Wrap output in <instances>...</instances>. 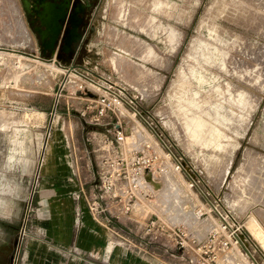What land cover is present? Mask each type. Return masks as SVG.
I'll use <instances>...</instances> for the list:
<instances>
[{"label": "rangeland", "instance_id": "obj_1", "mask_svg": "<svg viewBox=\"0 0 264 264\" xmlns=\"http://www.w3.org/2000/svg\"><path fill=\"white\" fill-rule=\"evenodd\" d=\"M248 3L247 0H102L99 12L106 16L101 35L105 64L99 71H105L106 76L118 83L119 79L144 91L150 114L154 118L155 114H166L175 124L179 141L166 130L174 144V153L182 152L195 170L201 171V181L197 184L219 211L230 210L229 214L239 221L253 210L264 222V4L260 8ZM249 8L251 16L258 15L261 19L240 25L237 20ZM153 24L168 26V52L161 53L162 64L151 60V56L159 54L153 47L149 57L141 54L144 39L134 37L139 32L143 38L145 34L152 37ZM117 49L131 55L113 52ZM112 57L116 70L110 63ZM143 63L152 64L150 74L141 69L139 64ZM97 75L101 76L100 72ZM65 76L69 79L52 116L59 84ZM79 82V77L67 70H57L39 60L0 54V209L3 211L0 264L12 263L29 201L16 264L25 241L36 230L33 219L40 205V181L42 185L46 183L44 178L41 180L44 168L56 160L67 165L69 174L80 178L86 195L94 194L91 162L98 180L101 169L98 147L106 131L103 127L86 128V122L77 114L88 103L86 97L73 93ZM118 109L128 136L124 147L143 150L151 144L152 137L146 127L127 116L121 106ZM171 179L187 193L184 200H176L172 194ZM221 181L223 186H219ZM154 198V202L142 198L135 202L132 220L118 222L122 225L119 231L122 237H113L115 241L126 237L139 246L138 237L143 235L150 216L155 221L152 233H158L162 224H179L189 239L201 241L213 229L209 224L210 218L216 222L213 210L180 172L170 170ZM75 202L76 207L84 205L79 196ZM44 204L41 203L48 209ZM74 219L80 227V210ZM252 219L249 216L243 222L248 232ZM257 227L261 229L259 224ZM37 233L45 236L44 231ZM148 235L140 245L141 250L174 264L169 255L175 250L173 241L164 237L154 241ZM251 237L264 253V247ZM242 258L237 260L238 264H249Z\"/></svg>", "mask_w": 264, "mask_h": 264}, {"label": "built area", "instance_id": "obj_2", "mask_svg": "<svg viewBox=\"0 0 264 264\" xmlns=\"http://www.w3.org/2000/svg\"><path fill=\"white\" fill-rule=\"evenodd\" d=\"M80 73L81 75L78 77L81 82L73 93L77 94L78 92L86 97L88 103L78 110L79 117L87 124L98 127L106 126L104 118L107 114L111 115L113 121L112 125L107 127L103 134L104 138L99 143L101 169L97 184L93 185L94 194L88 196L86 200L87 209L92 217L102 216L103 220L108 222L115 220L120 222V219L125 222L130 221L135 202L141 198L149 201L153 199L159 191L162 179L170 170L179 172V166L172 161L171 153L166 152L158 144L154 135L137 118L136 112L130 111L121 102L122 98L139 111L135 103L127 97V88L124 85L119 84L110 76H93L82 71ZM67 79L69 77L65 76L59 84L57 100ZM119 106L127 112V116L142 123L152 137V143L145 145L143 150L124 147L127 136H125L124 121L119 117ZM148 122L150 123V121ZM162 133L160 131V135H163ZM177 157L179 159V156ZM195 182L197 183L199 180L195 179ZM188 185L194 187L193 183H188ZM210 209L212 210L211 207ZM219 212L226 220L230 218L229 212L225 209ZM148 218L149 222L143 235L138 237L139 246L133 243L132 239L126 238L127 243L132 247L135 245L140 249V245L145 241V236L153 234L151 237L148 235V239L154 241L158 237L171 239L174 249L177 251L174 258L184 264H238L237 260L243 256L236 247L232 234L227 232L226 226L221 223H217V226L200 241L195 238L189 239L185 229L179 224L170 226L162 224L158 233H152L155 221ZM248 263L252 264L250 261Z\"/></svg>", "mask_w": 264, "mask_h": 264}, {"label": "water", "instance_id": "obj_3", "mask_svg": "<svg viewBox=\"0 0 264 264\" xmlns=\"http://www.w3.org/2000/svg\"><path fill=\"white\" fill-rule=\"evenodd\" d=\"M56 0L45 2L44 0H0V50L14 51L16 53L38 58L42 61L53 62L55 65L66 69L68 72L81 75L80 71L86 72L89 75L98 76L99 70L104 67L102 55L101 35L104 30L106 16L102 15L100 22H96L91 29L89 41L85 47V56L75 52L73 45L80 38L81 33L79 25L82 22L80 16L83 7L81 0H63L62 3L55 4ZM41 9H39V8ZM33 20H38L40 27L33 26ZM98 37V38H96ZM113 57L110 63L113 69L116 67L113 62ZM127 97L132 100L139 108L140 112L129 105L124 99H120L130 111H135L136 116L147 129L154 135L155 140L160 144L166 152L171 153V159L174 164L179 166V172L184 175L188 183H193L200 195L206 200L207 204L212 208L215 220L226 226L227 232L232 234L236 242V247L241 251L243 256L252 264H264V253L252 239L249 232L244 228L243 222L252 216L264 231V222L250 210L239 221L231 215L229 219H225L219 212L218 208L208 199L205 193L201 190L195 179L201 181V171H196L193 164L190 163L182 152L173 151V143L168 136L171 132L172 137L180 140V134L176 130L175 124L168 118L166 114H155L156 118L150 114V123L142 115L145 107L148 108V97L134 87H128L126 91ZM57 103V98L54 101L52 116ZM142 111V112H141ZM52 124V117L47 128V136ZM87 126L86 123L84 124ZM102 128V127H101ZM106 127H103L105 129ZM169 133H167V131ZM160 131L163 135H160ZM46 140L44 141L41 156L38 162V170L36 172L35 181H37L39 169L42 161V155ZM179 156V159L178 157ZM92 163V171L94 180L92 185L97 184V171ZM35 184V183H34ZM33 185L31 195L34 191ZM30 201L28 203L27 212L29 211ZM26 212V217H27ZM21 228V236L16 241V252L12 258L11 264H16L19 247L21 244L22 232L24 231L25 220Z\"/></svg>", "mask_w": 264, "mask_h": 264}, {"label": "crops", "instance_id": "obj_4", "mask_svg": "<svg viewBox=\"0 0 264 264\" xmlns=\"http://www.w3.org/2000/svg\"><path fill=\"white\" fill-rule=\"evenodd\" d=\"M163 20L161 19V21ZM160 26L155 24L151 26L152 37L145 34L146 36L144 35L145 38H143L142 32L137 33L134 37L139 38L141 41L144 39L141 54L149 57L153 47L159 54L151 56V60H157L158 63L162 64V58H164L162 54L168 52L167 38L169 34L168 26ZM162 43L165 45L163 46ZM157 45L161 48H158ZM146 50L148 53H146ZM113 52H118L127 57L131 55V53L121 49ZM158 59H161V61H158ZM139 65L146 74H150L153 70L152 64L143 63ZM105 73V71H100V75H105ZM118 81L127 88L130 86L125 81L119 79ZM77 102L80 103L79 101ZM62 113L65 114V112ZM74 113L76 112L74 111ZM104 120L106 126L103 127H110L113 123L110 114H107ZM105 129L104 131H106ZM226 172H229L227 167ZM226 172L224 176L227 174ZM53 174L55 176H50ZM41 175V180L44 178L46 183L42 185V181H40V205L36 208V216L33 219V225L36 230L35 232L32 231L34 234L25 241L19 264H158L159 261L161 264H169L166 260L162 261V258L157 257V255H152L146 250H141V248L138 249L133 244L134 247H132L127 243L126 237L122 238L123 241H115L113 237H122L119 234L122 225H119L116 221H105L102 216L94 218L90 215L86 200L88 196H91V193L86 195V190L82 186L80 178L69 174L67 165H63L56 160L44 168ZM209 181L211 180L209 179ZM223 184L221 181L219 186H223ZM74 195H77L76 198ZM78 196L84 205L76 207L75 201ZM154 199L149 202H154ZM43 202H46V204ZM41 203L42 205H47L48 209H45ZM227 209L229 210V208ZM79 210L82 212L80 227L77 225V220L74 219L77 217ZM229 212L231 213L230 210ZM0 214H3L1 209ZM209 224L210 228L217 226V223L212 218L209 219ZM38 230L40 233L44 231L45 236L38 235ZM176 253V250H172L169 253L171 259L175 260L174 264H184L174 258Z\"/></svg>", "mask_w": 264, "mask_h": 264}, {"label": "bare ground", "instance_id": "obj_5", "mask_svg": "<svg viewBox=\"0 0 264 264\" xmlns=\"http://www.w3.org/2000/svg\"><path fill=\"white\" fill-rule=\"evenodd\" d=\"M250 4H252L251 5V7H260V8H262L263 7V4H264V0H247ZM246 3V2H245ZM248 3V4H249ZM250 9V8H249ZM241 10H243V9H241ZM252 10L250 9V10H247L246 9V13L247 14H244L243 13V17H241L240 19H238L237 21H238V23L240 24V25H248V23L250 22V21H253V20H258V19H261V18H258L257 16L258 15H256V16H251L252 15V12H251ZM256 12V11H255ZM255 14V13H254ZM260 22V21H259ZM257 28L259 29L260 28V25L258 24L257 25ZM203 39V38H202ZM121 41V40H120ZM259 48V47H258ZM257 48V49H258ZM2 53H7L8 55L9 54H15V55H17L18 57H26V58H30V59H36V60H39V61H41V62H44V63H46V64H48V65H50L51 67H54V68H56L57 70H61V71H66V69H64V68H62V67H60V66H57V65H55L53 62H46V61H42V60H40V59H38V58H34V57H28V56H25V55H22V54H19V53H16V52H14V51H1L0 50V54H2ZM243 54V53H242ZM235 58V57H234ZM261 58H262V56H261ZM239 58H237V60H238ZM257 59V58H256ZM237 62V61H236ZM235 62V63H236ZM234 63V62H233ZM239 63V62H238ZM245 63V62H244ZM229 64V63H228ZM260 65V64H259ZM238 66V65H237ZM236 66V67H237ZM252 66V65H251ZM240 68V67H239ZM241 70V69H240ZM70 74L71 75H74V76H77V78H78V74H76V73H72V72H70ZM204 98H206V97H204ZM35 118V117H34ZM250 122V121H249ZM231 123V122H230ZM234 125V124H233ZM238 128V127H237ZM128 137V136H127ZM231 142V141H230ZM234 142V141H233ZM223 147V146H222ZM207 151V150H206ZM222 156V155H221ZM231 157V156H230ZM245 157H246V155H245ZM253 158H254V156H253ZM251 156H250V159H253ZM263 159V158H262ZM261 159V160H262ZM257 160V159H256ZM249 162H251V161H249ZM262 162H263V160H262ZM256 163H258V161H256ZM255 163V164H256ZM250 164V163H249ZM252 164V163H251ZM260 164V163H259ZM252 166V165H251ZM258 167V166H257ZM255 168H256V166H255ZM262 174H263V172H262ZM235 177V176H234ZM170 183L171 184H169V186H170V190H171V192H172V194H174L175 196L174 197H176V200H184L185 199V196L187 197V193L184 191V190H182V189H179L180 187L179 186H177V184H176V180L175 179H171V181H170ZM257 183V182H256ZM238 184V183H237ZM263 184V183H262ZM186 201H188V200H186ZM178 208H180V207H178ZM184 209L186 210V209H188V205H186V207H184ZM179 210V209H178ZM187 212V211H186ZM206 225V224H205ZM257 225H258V223L254 220V219H252L251 220V222H249L248 223V230H249V233H250V235L251 236H253V238L256 240V241H258L259 243H260V245L262 246V248L264 247V233H263V231L260 229V228H258L257 227ZM207 226V225H206ZM246 227V228H247ZM201 229V228H200ZM264 249V248H263Z\"/></svg>", "mask_w": 264, "mask_h": 264}, {"label": "flooded vegetation", "instance_id": "obj_6", "mask_svg": "<svg viewBox=\"0 0 264 264\" xmlns=\"http://www.w3.org/2000/svg\"><path fill=\"white\" fill-rule=\"evenodd\" d=\"M45 2H51L52 0H44ZM63 0H56L55 4L62 3ZM102 0H81V4L83 10L80 14L82 18V22L79 25V30L81 33L80 38L74 43L73 48L75 52L79 55L85 56V47L89 41V36L91 33V29L94 27L96 22H100L102 19V15L99 12ZM39 8V7H38ZM41 9V8H39ZM33 26L41 27L38 20H33ZM139 109V108H138ZM149 108H145L144 113L142 114L148 121H150ZM140 112V110H139ZM142 112V111H141ZM160 115V114H159Z\"/></svg>", "mask_w": 264, "mask_h": 264}, {"label": "trees", "instance_id": "obj_7", "mask_svg": "<svg viewBox=\"0 0 264 264\" xmlns=\"http://www.w3.org/2000/svg\"><path fill=\"white\" fill-rule=\"evenodd\" d=\"M86 128H89V129H98V126H91V125H87Z\"/></svg>", "mask_w": 264, "mask_h": 264}]
</instances>
